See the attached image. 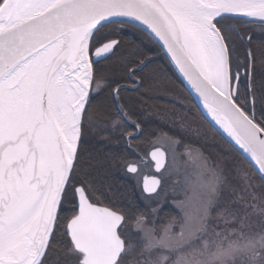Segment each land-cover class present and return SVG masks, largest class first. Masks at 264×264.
<instances>
[{
	"label": "snow or ice",
	"instance_id": "1",
	"mask_svg": "<svg viewBox=\"0 0 264 264\" xmlns=\"http://www.w3.org/2000/svg\"><path fill=\"white\" fill-rule=\"evenodd\" d=\"M239 17L264 24V0H0V264H264V192L257 191L264 188V111L256 114L257 101L264 109V48L245 50L241 90L239 34L228 22ZM133 22L163 42L261 181L252 183L241 161H212L185 145L191 171L183 174L185 199L173 201L182 215L159 234L132 208L97 202L96 166L80 147L97 123L92 90L105 87L93 63L117 54L114 37ZM109 25L120 27L105 32ZM132 63L143 73L152 61ZM155 78L150 70L147 79ZM157 141L168 145L173 165L165 167L164 147L150 152L161 174L143 178L150 196L179 172L180 141L167 134ZM132 220L142 243L128 231Z\"/></svg>",
	"mask_w": 264,
	"mask_h": 264
},
{
	"label": "trees",
	"instance_id": "2",
	"mask_svg": "<svg viewBox=\"0 0 264 264\" xmlns=\"http://www.w3.org/2000/svg\"><path fill=\"white\" fill-rule=\"evenodd\" d=\"M229 23L235 27V20ZM119 25H109L105 32L118 28ZM237 27V26H236ZM241 27H237L239 34ZM249 30V29H248ZM244 30L236 39L237 52L241 67L244 69L245 50L252 49L257 53L264 48V33L245 35ZM251 35V42L247 41ZM133 37L135 39H133ZM121 41L120 49L115 56L93 65L98 78L105 82V87L98 93L95 89L92 100V111L96 117V125L84 132L80 147L96 166L95 177L100 192L96 193L97 202L101 206L113 207L114 210L139 212L144 216L147 207L141 199V191L135 182L125 177L126 161L135 154H146L158 137L167 134L174 140L180 141L178 150H185V145L202 151L212 161L231 164L241 161L253 176L252 183L260 185L258 173L205 119L195 99L183 83L180 76L172 67L168 58L158 43L143 30L125 25L124 31L114 37ZM137 47H133V46ZM131 50V51H130ZM152 61L148 69L141 73L132 61ZM129 68L136 69L134 76H129ZM261 65L259 62L253 72L258 76ZM150 70H155V80L147 79ZM237 70L234 65V71ZM245 70V69H244ZM240 85L243 90L244 75L240 72ZM120 88V89H119ZM119 89L117 97L114 92ZM92 90V91H93ZM127 119L121 115L120 109ZM262 109L259 101L256 103V114L259 117ZM118 123L113 126L111 121ZM139 125V129L133 127ZM198 129L200 135H192L185 129ZM134 134H131V133ZM258 192L264 188L258 187ZM135 205V207H132ZM179 220L178 212L171 206L163 207L156 219V227L162 229L172 219ZM134 220L129 221L128 231L133 241H138L135 233Z\"/></svg>",
	"mask_w": 264,
	"mask_h": 264
},
{
	"label": "rangeland",
	"instance_id": "3",
	"mask_svg": "<svg viewBox=\"0 0 264 264\" xmlns=\"http://www.w3.org/2000/svg\"><path fill=\"white\" fill-rule=\"evenodd\" d=\"M241 18V17H240ZM243 18V17H242ZM255 32L254 33H264V25H258L253 29ZM252 29L247 30L248 34H252ZM246 31L243 32V34L245 35ZM251 36V35H249ZM94 92V90H93ZM153 147H164V149L167 152L168 155V160H167V165L166 168H168L169 166L173 165V155L172 152L169 150V147L167 144L161 145L160 143H158V141L156 140L155 143L152 144ZM194 150H198L196 148H193ZM147 154V153H146ZM188 157L185 155V150H183L182 152L178 150V146L176 148V160H175V165L179 168V172L175 175H173L170 178L167 179H163L162 180V188L165 189L164 192H161V190H159V195H152V196H147L144 195L142 193L141 190V186H140V182H141V178L144 175H149L153 173V168L152 165H146V166H139L138 171L136 174H131L128 171L125 172V177H127L128 179L132 180L133 182H135L137 188L139 189V191H141V199L144 203V205L147 207V214L145 215V217L147 218V221L149 224H151L153 221H155L156 224V219H157V215L159 213V211L169 205L171 207H173L179 215V219L182 215L181 210L179 208L176 207V205L173 203L174 200L176 201H181L185 199L184 193L181 190V186L183 184V174L184 172L187 171H191V169H186L185 168V164L187 163ZM131 164H139L138 162H130ZM130 163H127L126 166ZM161 175V174H160ZM179 181V184H176L175 182ZM173 188H175V191H173ZM193 193L192 192H188V196H192ZM152 209H157V212L155 213V215L152 213ZM179 221V220H177ZM157 228V227H156ZM134 229V227H133ZM174 231H178V228H174ZM135 231V229H134ZM161 231V229L157 228V233L159 234V232ZM135 233L138 234V236L140 237V234L138 232L135 231ZM137 243H142L139 238Z\"/></svg>",
	"mask_w": 264,
	"mask_h": 264
},
{
	"label": "water",
	"instance_id": "4",
	"mask_svg": "<svg viewBox=\"0 0 264 264\" xmlns=\"http://www.w3.org/2000/svg\"><path fill=\"white\" fill-rule=\"evenodd\" d=\"M240 18V17H239ZM242 18V17H241ZM129 25H133L135 27H138L142 30H144L146 33H148L157 43L158 45L161 47V49L163 50L164 54L167 56L168 60L170 61L171 65L173 66V68L175 69V71L177 72V74L180 76V78L182 79L183 83L186 85V87L188 88L189 92L191 93V95L193 96V98L195 99L199 109L201 110L203 116L205 117V119L207 120V122L236 150L238 151L242 156L243 158L254 168V170L258 173V170L256 169L254 163L251 161L250 157H248L245 153L242 152V150L239 149V147L237 145H235L234 141L231 140L230 137H228L227 133H225L223 131V129L215 123V121L212 120L211 116L207 113V110L203 107V104L201 102V99L199 97V95L196 93L195 89L192 88L191 84L188 82V80L186 79V77L183 75V73L179 70V68L176 66V64L172 61L171 59V55L167 52V49L165 47V45L163 44L162 41H160L157 37L154 36V34L151 33V30L146 26V25H143L139 22H133V23H130ZM106 60V59H105ZM104 61V60H102ZM101 61V62H102ZM94 64H97L96 62L93 63ZM154 150V149H153ZM151 150V151H153ZM150 151V152H151ZM149 159L151 160L150 158V153H149ZM152 161V160H151ZM153 162V161H152ZM166 164H167V161H166ZM166 167V165H165ZM154 170V173L156 175L160 174V173H157L155 171V169L153 168ZM155 175V176H156ZM259 175V174H258ZM151 177V176H149ZM158 177V176H157ZM159 178V177H158ZM142 189H143V179H142ZM159 191V189L157 190ZM144 192V191H143ZM145 193V192H144ZM146 195H149L147 193H145ZM152 195H155V194H152ZM150 196V195H149Z\"/></svg>",
	"mask_w": 264,
	"mask_h": 264
},
{
	"label": "flooded vegetation",
	"instance_id": "5",
	"mask_svg": "<svg viewBox=\"0 0 264 264\" xmlns=\"http://www.w3.org/2000/svg\"><path fill=\"white\" fill-rule=\"evenodd\" d=\"M235 20V23H236V26L237 27H241L240 28V30H239V34H240V37H241V39H243V35H241L242 33H240L242 30H244V31H246V30H248V29H254L256 26H258V25H264V24H261V23H259V22H255V23H250L249 21H248V19L247 18H241V19H234ZM229 22V21H228ZM233 24V23H232ZM235 26V28H237ZM237 30V29H236ZM248 37H251V36H248ZM247 41H248V39H247ZM249 42V41H248ZM243 75H244V72H245V70L244 69H241V71H240ZM120 89V88H119ZM118 89V90H119ZM114 95H115V97H117V94H116V91L114 92ZM131 134H134L133 132L131 133ZM151 147H153V146H151ZM153 148H156V147H153ZM153 148H151L149 151H148V153L147 154H144V155H142V154H135V156L132 158V159H129V160H127L126 161V164L127 163H130V162H138L139 164L137 165V164H135L136 166H137V171H138V168H139V166L141 165L142 167L143 166H146V165H152V168L154 167V164H153V162H151V160L148 158V155H149V152L153 149ZM131 164V163H130ZM134 164V163H133ZM126 168H127V166H126ZM131 174H136V173H131ZM152 175H154V173H152V174H149V175H144L143 177H145V176H152ZM143 177L141 178V182H140V186H141V190H142V179H143ZM160 177V176H159Z\"/></svg>",
	"mask_w": 264,
	"mask_h": 264
}]
</instances>
